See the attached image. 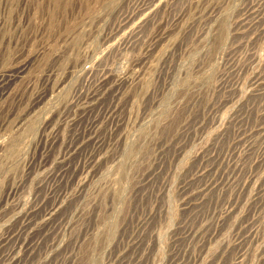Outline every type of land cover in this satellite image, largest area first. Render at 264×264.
Masks as SVG:
<instances>
[{
  "label": "rangeland",
  "instance_id": "1",
  "mask_svg": "<svg viewBox=\"0 0 264 264\" xmlns=\"http://www.w3.org/2000/svg\"><path fill=\"white\" fill-rule=\"evenodd\" d=\"M0 264H264V0H0Z\"/></svg>",
  "mask_w": 264,
  "mask_h": 264
}]
</instances>
